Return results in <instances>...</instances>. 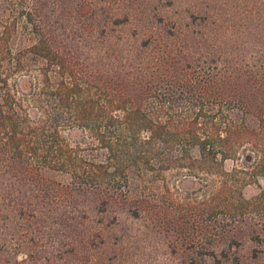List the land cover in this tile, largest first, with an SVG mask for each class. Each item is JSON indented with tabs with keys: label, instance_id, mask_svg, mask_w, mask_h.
Masks as SVG:
<instances>
[{
	"label": "trees",
	"instance_id": "1",
	"mask_svg": "<svg viewBox=\"0 0 264 264\" xmlns=\"http://www.w3.org/2000/svg\"><path fill=\"white\" fill-rule=\"evenodd\" d=\"M156 1L0 0V264H119L89 213L145 223L181 264L263 245L264 37L198 52Z\"/></svg>",
	"mask_w": 264,
	"mask_h": 264
},
{
	"label": "rangeland",
	"instance_id": "2",
	"mask_svg": "<svg viewBox=\"0 0 264 264\" xmlns=\"http://www.w3.org/2000/svg\"><path fill=\"white\" fill-rule=\"evenodd\" d=\"M117 1H121L118 4H124V1L136 2L138 4L135 6H140L141 9L158 6L157 3H152L157 2L156 0ZM171 2L172 0H162L159 5H167ZM172 4L175 6L169 8L168 14H174L176 17L177 14H180L186 17L185 23L190 26L186 31V35H190L195 39L197 44L194 47L195 51L215 52L216 47H213L212 40L218 43L223 41L227 37L225 34L230 27H233L239 36L244 28L251 26L253 37H264V0H174ZM114 6L119 5L116 3ZM150 12L147 11L144 15L139 14L140 16L138 15L137 19L141 17L145 19L149 16L147 13ZM213 18L217 21V26L213 24ZM147 22V20L131 22L127 27L128 31L124 32L126 34L125 38L133 41L134 38L130 34H133L135 29H141L139 27ZM204 22H206L205 25ZM210 36L213 37L210 39ZM228 38L234 37L228 36ZM69 137L73 141H79V136L74 135L72 132L69 133ZM226 167L231 170L234 163L228 161ZM260 183L261 186H264L263 180ZM178 186L183 191L188 192L197 189V183L194 180H182ZM258 192L259 186L255 184L244 189V195L247 198ZM88 217L94 220L88 222L92 225L93 233L103 236L97 238L96 244L103 246L105 242H108L106 247H109V242H121L123 244V252L118 256L120 259L118 260L119 264H181L180 260H174L169 255L164 256L161 236H155V234L149 232L145 223L136 221L121 212H109L101 216L89 213ZM114 236H116V239ZM255 252L259 256L257 259L253 258ZM233 256L239 257L242 264H264V242L263 245L253 242L247 243L243 249L234 250L230 261H224L222 264H234Z\"/></svg>",
	"mask_w": 264,
	"mask_h": 264
}]
</instances>
